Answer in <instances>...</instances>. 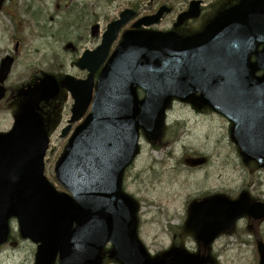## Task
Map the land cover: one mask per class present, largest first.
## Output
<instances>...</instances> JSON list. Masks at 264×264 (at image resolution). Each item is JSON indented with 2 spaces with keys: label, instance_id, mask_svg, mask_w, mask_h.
Here are the masks:
<instances>
[{
  "label": "water",
  "instance_id": "95a60500",
  "mask_svg": "<svg viewBox=\"0 0 264 264\" xmlns=\"http://www.w3.org/2000/svg\"><path fill=\"white\" fill-rule=\"evenodd\" d=\"M112 41L101 49L107 53ZM263 44L264 0L242 1L194 36L126 33L102 71L90 114L56 166L72 195L56 191L44 177L48 137L32 102L60 91L56 79L46 77L31 91L14 129L0 137V245L15 215L22 235L40 243L36 264H56L58 255L60 264H101L108 241L111 256L122 264H208L205 257L181 252L150 258L137 237L136 208L122 192V175L134 157L139 128L158 140L171 99L188 101L197 92L198 101L234 122L245 160L264 166V47L257 50ZM85 60L82 68L89 67ZM65 85L75 99V121L92 101L93 72L86 80L68 76ZM137 88L145 91L141 100ZM245 213L261 219L264 204L250 206L246 194L236 201L219 197L195 204L190 225L207 247ZM258 250L264 264L263 241Z\"/></svg>",
  "mask_w": 264,
  "mask_h": 264
},
{
  "label": "flooded vegetation",
  "instance_id": "af4514ba",
  "mask_svg": "<svg viewBox=\"0 0 264 264\" xmlns=\"http://www.w3.org/2000/svg\"><path fill=\"white\" fill-rule=\"evenodd\" d=\"M240 1H7L0 11V91L4 92L0 100V114H5L12 106L20 109L27 101V89L29 85L33 87L48 75L57 78L59 76L66 77L67 75H73L69 68H76L79 72L83 73L84 77L87 76L89 72L79 68V60L85 53L92 55L95 59H101L102 54H98L97 50L102 41L107 38L109 28L118 22H120V26L112 39L115 41L111 44L108 57L116 49L118 43L123 38V34L127 31L172 32L182 37L193 35L205 29L221 11L240 3ZM1 15H3V18L9 19L11 23L10 28L2 21ZM112 35H114V31L109 33V37ZM8 56L13 58V65L11 72L3 77L1 69L4 59ZM102 67L103 64L96 69L95 76H99ZM15 73H17L18 77L16 80H13ZM63 100L67 101V98L61 97L58 101ZM47 102L39 103L37 106L41 109L51 110L49 105H53V107L57 105L55 104L56 101ZM187 105L193 112H202L203 107L198 102ZM3 120L4 118L0 122H3ZM168 125L172 127V124L169 122ZM181 125H183L181 120H177L173 124L176 128H179ZM0 132H4V130L0 129ZM172 139L173 137L162 139L158 143H150V145L154 149L159 147L161 149L165 144L171 142L170 140ZM179 143L185 149H191L187 144V135L173 141L174 145H178ZM172 157V152L169 151L167 159H172ZM176 157L177 155H175ZM204 158L205 161L203 160ZM167 159L163 160V162L167 163ZM211 160V155L192 153L186 150L178 163H182L187 170L193 171L207 167ZM151 168L156 173L155 167L152 166ZM176 180L177 175H175ZM246 188L252 190L250 187ZM226 189L221 191H225ZM240 189L238 190L240 191ZM219 191L215 187H200L187 193L186 204L188 206L189 203L193 204L203 199L214 198L218 196ZM239 191L233 190L226 193L234 196L235 192L241 193ZM263 197L264 193H262V198L257 201L262 200ZM189 211L190 207L188 213ZM188 213L186 216H188Z\"/></svg>",
  "mask_w": 264,
  "mask_h": 264
},
{
  "label": "rangeland",
  "instance_id": "374dc122",
  "mask_svg": "<svg viewBox=\"0 0 264 264\" xmlns=\"http://www.w3.org/2000/svg\"><path fill=\"white\" fill-rule=\"evenodd\" d=\"M1 16L2 21L10 28L9 19ZM69 69L73 76L84 77L76 68ZM17 77L15 73L13 80ZM72 103L73 101L70 99L69 102L67 97L58 122H55V127L52 128L50 136L53 149L48 156L45 169L50 179L54 174V160L61 154L67 141V137L61 136V130L70 119ZM169 115L172 127L167 126L164 138L173 137L171 142L161 149L160 147L154 149L148 141L141 138V155L134 166L127 170L124 178L125 189L141 204L139 236L154 256L168 248L169 226L182 223L185 219L188 192L204 186L219 190L230 188L224 192L239 191L238 189L248 186L255 196H262L264 193V169L258 170L253 164L247 167L242 164L236 148L229 139V122L225 117L205 110L193 112L188 105L178 102L173 104ZM3 118L0 128L7 129L12 118V109L4 114ZM177 120L183 123L179 128L173 126ZM184 135H187V144L191 149H185L180 143L173 144L175 139H180ZM186 150L211 155L212 160L203 169L187 170L182 163H178ZM169 151L172 152V159H167ZM166 159L167 163H164L163 160ZM152 166L155 167L156 173ZM170 180L175 182L171 183ZM167 214L175 215L176 219H166ZM260 228L264 237V222ZM11 229V240L14 241L1 249L0 264H33L37 244L20 237L16 221L11 222ZM212 256L214 264H258L256 241L248 235L244 222L239 224L236 231L222 235L216 241Z\"/></svg>",
  "mask_w": 264,
  "mask_h": 264
}]
</instances>
